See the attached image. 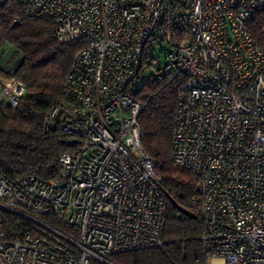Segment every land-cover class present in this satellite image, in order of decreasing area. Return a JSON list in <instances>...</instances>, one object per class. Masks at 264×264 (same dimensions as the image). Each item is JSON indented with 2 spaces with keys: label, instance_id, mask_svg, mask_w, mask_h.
Returning a JSON list of instances; mask_svg holds the SVG:
<instances>
[{
  "label": "built area",
  "instance_id": "built-area-1",
  "mask_svg": "<svg viewBox=\"0 0 264 264\" xmlns=\"http://www.w3.org/2000/svg\"><path fill=\"white\" fill-rule=\"evenodd\" d=\"M26 1L54 21L59 42L85 40L44 119L76 142L57 179L0 170V264H111L162 245L167 196L131 93L156 50L159 75L185 77L171 160L198 179L190 203L208 258L264 264V49L247 27L264 0ZM24 92L0 77V101L15 107Z\"/></svg>",
  "mask_w": 264,
  "mask_h": 264
},
{
  "label": "trees",
  "instance_id": "trees-1",
  "mask_svg": "<svg viewBox=\"0 0 264 264\" xmlns=\"http://www.w3.org/2000/svg\"><path fill=\"white\" fill-rule=\"evenodd\" d=\"M247 27L264 49V7L254 11ZM84 46V39L59 42L54 21L31 14L26 0L0 3V77L25 84L15 107L0 101V170L7 176L58 178V157L72 147L59 128L45 130L44 119ZM184 83V76L158 74L131 92L144 105L138 117L141 145L167 196L165 223L160 247L110 255L111 264H209L201 241L204 218L190 203L198 196V179L171 160L175 102Z\"/></svg>",
  "mask_w": 264,
  "mask_h": 264
},
{
  "label": "rangeland",
  "instance_id": "rangeland-1",
  "mask_svg": "<svg viewBox=\"0 0 264 264\" xmlns=\"http://www.w3.org/2000/svg\"><path fill=\"white\" fill-rule=\"evenodd\" d=\"M155 55L157 58L140 71L138 78L134 81L133 89H138L149 78H154L158 75L159 68L165 64L164 52L156 50ZM213 258L210 259V264H221L222 260L220 258Z\"/></svg>",
  "mask_w": 264,
  "mask_h": 264
},
{
  "label": "water",
  "instance_id": "water-1",
  "mask_svg": "<svg viewBox=\"0 0 264 264\" xmlns=\"http://www.w3.org/2000/svg\"><path fill=\"white\" fill-rule=\"evenodd\" d=\"M76 141L75 140H70V141H67V144L68 145H72L73 143H75Z\"/></svg>",
  "mask_w": 264,
  "mask_h": 264
},
{
  "label": "bare ground",
  "instance_id": "bare-ground-1",
  "mask_svg": "<svg viewBox=\"0 0 264 264\" xmlns=\"http://www.w3.org/2000/svg\"><path fill=\"white\" fill-rule=\"evenodd\" d=\"M213 260H214V258H213Z\"/></svg>",
  "mask_w": 264,
  "mask_h": 264
},
{
  "label": "crops",
  "instance_id": "crops-1",
  "mask_svg": "<svg viewBox=\"0 0 264 264\" xmlns=\"http://www.w3.org/2000/svg\"><path fill=\"white\" fill-rule=\"evenodd\" d=\"M209 261H210V259H209Z\"/></svg>",
  "mask_w": 264,
  "mask_h": 264
}]
</instances>
